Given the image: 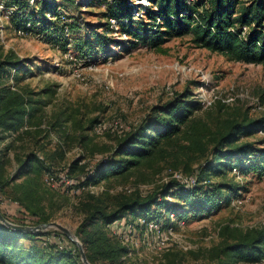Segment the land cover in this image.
I'll use <instances>...</instances> for the list:
<instances>
[{"label":"rangeland","instance_id":"374dc122","mask_svg":"<svg viewBox=\"0 0 264 264\" xmlns=\"http://www.w3.org/2000/svg\"><path fill=\"white\" fill-rule=\"evenodd\" d=\"M55 1L66 10L61 23L71 26L68 37L61 30L52 34V39L38 36L10 18L13 9H0V56L13 53L23 61L19 73L10 72L9 83L40 92L45 100L42 124L30 126L8 151L11 163L6 176L10 182L0 187V207L7 220L26 226H36L32 211L41 213L79 240L76 229L88 204H103L112 210L134 198L160 196L164 181L174 177L173 167L184 172L195 168V174L199 173V164L205 160L192 162L187 170L180 162L185 161L184 155L177 162L174 157L159 159L153 167L82 185L85 175L102 157L111 155L119 140L137 128L155 105L187 90L202 103L198 114L213 126L229 117L262 118L264 64L231 60L197 45L191 35L174 37L154 48L137 42L122 22L109 19L107 0ZM127 1L132 6L130 17L136 22L127 24L135 30L140 20L146 22L145 9L150 3ZM96 36L104 38L106 45ZM85 43L91 44L89 55L81 52ZM15 137L0 142V156ZM242 140L264 150V129ZM28 153L41 158L45 168L11 181ZM255 156L232 161L233 166L250 164L241 171L230 166L225 174L213 171L206 175L211 184L205 188L213 191L208 195L217 202L210 212L191 213L173 190L168 201H174L180 215L174 211L169 220L166 213L147 228L129 222L133 214L117 220L110 232L129 245L130 264H159L168 259L208 264L209 250L226 237L264 228V167ZM156 208L152 207L153 214ZM137 222L142 225L144 219ZM49 238L57 241L54 235ZM23 242L26 246L32 243ZM234 264H264V259Z\"/></svg>","mask_w":264,"mask_h":264},{"label":"trees","instance_id":"16d2710c","mask_svg":"<svg viewBox=\"0 0 264 264\" xmlns=\"http://www.w3.org/2000/svg\"><path fill=\"white\" fill-rule=\"evenodd\" d=\"M2 1L6 7L14 10L10 18L25 30L38 36H50L51 39L52 34L59 30L63 31L65 37L70 35L71 26L61 23L64 16L62 13L66 10L56 4L55 0H34L33 3L31 0ZM107 1L111 10L109 19L115 18L122 22L126 32L137 42L159 48L174 37L191 35L197 45L226 55L231 60L264 64V0H148L150 6L145 9L146 22L140 20L135 30L129 28L136 22L130 17L132 6L128 1ZM96 39L106 45L104 38L96 36ZM132 42L135 43L133 39ZM91 51V44L85 43L81 47L85 55ZM22 66L23 61L13 53L0 56V142L17 135L13 142L5 146L3 156H0V187L10 182L6 176L7 167L11 163L8 151L14 147L15 139L29 131L30 126L42 124L40 116L45 100L40 96L41 93L22 90L16 83H9L10 72L14 70L19 73ZM201 107L202 103L187 90L176 94L165 104L155 105L137 128L119 140L113 153L102 157L97 166L82 179V185L96 184L140 170L144 166L153 167L159 159L171 157L177 162L185 155V161L180 162L185 163L187 170L192 162L205 160L199 164L197 175L195 168L190 172L170 168L184 176L195 175L197 182L194 186H186L172 177L162 184L160 196L152 194L147 200L134 198L112 210L103 204H88L86 216L76 229V236L92 264L131 263L129 245L110 232L117 220L133 214L129 222H134L138 228H147L151 222L160 221L166 213L169 220L172 213L180 215L174 201H168L173 190L191 213L199 215L210 212L217 202L208 195L213 191L205 188L211 184V179L206 175L213 171L225 174L230 166L231 169L239 167L240 171L248 168L250 164L244 162L235 166L231 163L250 155L259 156L258 161L262 162L260 167H264V150L242 140V137L264 129V117H229L218 120L213 126L198 114ZM45 166L41 158L28 153L11 181L38 173ZM216 190H220V187H215ZM153 206H157L155 214L151 210ZM31 215L36 225L49 222V218L41 213L32 211ZM139 218L145 219V223L141 225L137 222ZM52 235L59 242L51 240L49 237ZM23 240L32 243L26 246ZM263 259L264 228H261L226 237L221 244L209 250L208 264H234L239 261L253 263ZM0 264L84 263L78 244L64 232L50 229L26 232L0 220ZM159 264L183 263L177 259H168Z\"/></svg>","mask_w":264,"mask_h":264},{"label":"water","instance_id":"95a60500","mask_svg":"<svg viewBox=\"0 0 264 264\" xmlns=\"http://www.w3.org/2000/svg\"><path fill=\"white\" fill-rule=\"evenodd\" d=\"M0 220L12 228L19 229V230L26 231V232L45 231L51 227H56L60 231L64 232L68 238H70L72 241H74L75 243L78 244L83 263L84 264H92L89 261L87 255H86V252H85L82 244L80 243V241L75 238L74 234L68 228H66L65 226H63L62 224H60L58 222L51 221V222L42 223V224H39L36 226L19 225V224H15V223H12L11 221L7 220V218L2 214L1 211H0Z\"/></svg>","mask_w":264,"mask_h":264},{"label":"built area","instance_id":"2783aa9c","mask_svg":"<svg viewBox=\"0 0 264 264\" xmlns=\"http://www.w3.org/2000/svg\"><path fill=\"white\" fill-rule=\"evenodd\" d=\"M3 5V4H2ZM3 6H5V5H3ZM3 6H1L0 5V9L1 10H4V9H6L7 7H3ZM114 21V20H113ZM172 172V175L176 178V179H178V180H180V182L182 183V184H184V185H186V186H190V185H192V184H196V182H197V179H196V177L195 176H184L182 173H180V172H173V171H171ZM52 180H53V178H51ZM144 223H145V219H144Z\"/></svg>","mask_w":264,"mask_h":264}]
</instances>
